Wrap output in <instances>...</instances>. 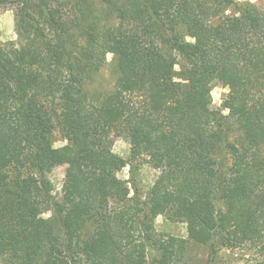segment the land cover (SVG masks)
<instances>
[{
    "label": "trees",
    "instance_id": "1",
    "mask_svg": "<svg viewBox=\"0 0 264 264\" xmlns=\"http://www.w3.org/2000/svg\"><path fill=\"white\" fill-rule=\"evenodd\" d=\"M5 4L17 37L0 41V262L197 264L191 241L207 264L245 245L247 264H264V12L234 0ZM107 53L118 75L99 98L85 86ZM214 81L227 114L210 107ZM55 125L63 147L47 143ZM120 135L158 170L147 201L116 174ZM58 165L68 190L43 217L41 177ZM166 211L187 238L154 230Z\"/></svg>",
    "mask_w": 264,
    "mask_h": 264
},
{
    "label": "rangeland",
    "instance_id": "2",
    "mask_svg": "<svg viewBox=\"0 0 264 264\" xmlns=\"http://www.w3.org/2000/svg\"><path fill=\"white\" fill-rule=\"evenodd\" d=\"M237 5L255 6L261 12H264V0H234ZM97 2V0H96ZM231 11L236 8L231 7ZM14 25V10L11 5H0V41L7 42L16 39ZM186 65L182 57H177L175 64V79L183 83L186 74ZM116 56L107 53L103 65L92 79L86 84L85 88L88 94L101 98L109 92L117 78ZM211 103L212 109L222 110V100L228 89L220 82L214 81L211 86ZM227 114V110H222ZM47 143L50 147H63L67 144L59 126L55 125L48 133ZM130 143L123 136H116L113 141L112 150L118 156L124 158L127 162L121 170L117 171V176L128 182L131 187V195L138 197L141 201H147L148 191L158 175V170L152 167L142 157L133 158L131 156ZM44 190L49 197V202L42 213L43 217L54 215L56 206L54 203H60L62 197L68 190V181L66 175V166L58 165L41 177ZM153 228L157 233L169 234L176 237H188L187 225L181 219L173 216L171 211L157 215L153 219ZM188 252L193 261L197 264H207L208 247L202 244L189 241ZM254 255V250L248 246L237 248H222L213 262V264H247L246 259ZM155 249H149V257H158ZM0 264H2L0 262Z\"/></svg>",
    "mask_w": 264,
    "mask_h": 264
}]
</instances>
